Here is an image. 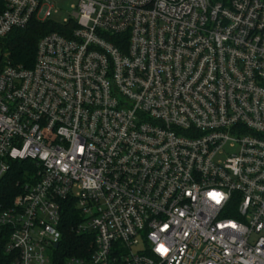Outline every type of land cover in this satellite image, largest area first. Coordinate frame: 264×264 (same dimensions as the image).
<instances>
[{"label":"built area","instance_id":"obj_1","mask_svg":"<svg viewBox=\"0 0 264 264\" xmlns=\"http://www.w3.org/2000/svg\"><path fill=\"white\" fill-rule=\"evenodd\" d=\"M54 1L0 12V182L31 163L0 202L10 264H264V0H74L11 65Z\"/></svg>","mask_w":264,"mask_h":264},{"label":"trees","instance_id":"obj_2","mask_svg":"<svg viewBox=\"0 0 264 264\" xmlns=\"http://www.w3.org/2000/svg\"><path fill=\"white\" fill-rule=\"evenodd\" d=\"M228 3L229 0H218ZM3 9V0H0V12ZM60 28L51 21H38L32 19L22 28L11 30L8 35L3 38L1 43V51L7 62L14 66L30 68L35 59L36 45L38 40L45 34L58 31ZM22 165L24 169H31L30 162L15 163L11 172L0 182V202L8 204L17 193L16 183L21 179ZM79 221V215L73 204L65 201L60 215L59 229L61 231L62 240L59 248L62 255H72L77 253V248L81 243H85L89 239L88 236L77 235L72 231V226ZM5 239L0 236V264H10L11 258L3 253Z\"/></svg>","mask_w":264,"mask_h":264},{"label":"rangeland","instance_id":"obj_3","mask_svg":"<svg viewBox=\"0 0 264 264\" xmlns=\"http://www.w3.org/2000/svg\"><path fill=\"white\" fill-rule=\"evenodd\" d=\"M74 3V0H55L50 10V15L47 18L55 24H61L64 18L70 17L71 8L70 5ZM226 152L228 155L234 153V150L227 148ZM223 157V155H221Z\"/></svg>","mask_w":264,"mask_h":264}]
</instances>
